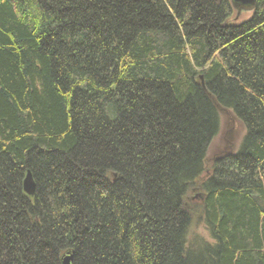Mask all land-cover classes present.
Segmentation results:
<instances>
[{
  "label": "trees",
  "instance_id": "trees-1",
  "mask_svg": "<svg viewBox=\"0 0 264 264\" xmlns=\"http://www.w3.org/2000/svg\"><path fill=\"white\" fill-rule=\"evenodd\" d=\"M233 17L0 0V264H264V0ZM220 108L245 136L207 172ZM192 211L211 244H188Z\"/></svg>",
  "mask_w": 264,
  "mask_h": 264
},
{
  "label": "rangeland",
  "instance_id": "rangeland-1",
  "mask_svg": "<svg viewBox=\"0 0 264 264\" xmlns=\"http://www.w3.org/2000/svg\"><path fill=\"white\" fill-rule=\"evenodd\" d=\"M245 136L244 126L237 120L232 111L226 109L218 110V132L211 141L205 162V171L208 172L213 161L226 154H236ZM199 191H189L187 194L188 204L198 208ZM191 223L188 230V244H197L199 241L212 243L208 229L199 211H192Z\"/></svg>",
  "mask_w": 264,
  "mask_h": 264
},
{
  "label": "water",
  "instance_id": "water-1",
  "mask_svg": "<svg viewBox=\"0 0 264 264\" xmlns=\"http://www.w3.org/2000/svg\"><path fill=\"white\" fill-rule=\"evenodd\" d=\"M228 1L234 12V17H233L234 21L243 17H248L255 9V0H228ZM22 188H23V192L26 195L32 196L34 194V182L29 172L26 173L23 179ZM71 260H72V256L68 254L63 258L62 264H71Z\"/></svg>",
  "mask_w": 264,
  "mask_h": 264
}]
</instances>
